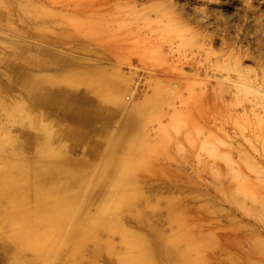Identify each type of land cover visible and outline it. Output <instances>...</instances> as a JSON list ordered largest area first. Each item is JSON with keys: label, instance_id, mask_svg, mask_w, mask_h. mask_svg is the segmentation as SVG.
<instances>
[{"label": "rangeland", "instance_id": "rangeland-1", "mask_svg": "<svg viewBox=\"0 0 264 264\" xmlns=\"http://www.w3.org/2000/svg\"><path fill=\"white\" fill-rule=\"evenodd\" d=\"M1 129L85 174L42 264H264V0H0Z\"/></svg>", "mask_w": 264, "mask_h": 264}, {"label": "bare ground", "instance_id": "bare-ground-1", "mask_svg": "<svg viewBox=\"0 0 264 264\" xmlns=\"http://www.w3.org/2000/svg\"><path fill=\"white\" fill-rule=\"evenodd\" d=\"M7 116L13 123L29 124V120L33 123L29 112H17V109H14L8 111ZM1 130L0 241L12 254L10 264H42L40 247H29L30 244H26V240L22 242V237L30 235L34 244L38 245H45L47 241L58 237L62 233L63 225H67L71 220L74 211L75 194L70 188V183L79 187L85 174L81 179L67 175L66 168L55 162L56 152L50 144V134H42L41 141L35 142V159L29 163L18 151L17 138L7 129ZM85 167L87 168V165ZM22 218L30 222V228L19 226V220ZM84 222L78 223L76 227L77 247L80 238L86 236L84 231L87 224ZM141 244L146 248V255L154 251L162 258L177 261L178 253L172 244L160 237L149 240L144 238ZM238 246L241 258L251 262V255L255 252L246 244V240H241ZM26 250H31L32 253L24 259L20 255Z\"/></svg>", "mask_w": 264, "mask_h": 264}]
</instances>
